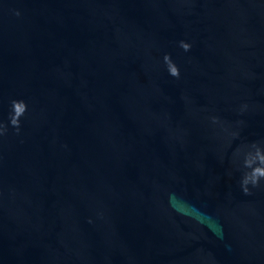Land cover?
<instances>
[{
  "label": "water",
  "instance_id": "water-1",
  "mask_svg": "<svg viewBox=\"0 0 264 264\" xmlns=\"http://www.w3.org/2000/svg\"><path fill=\"white\" fill-rule=\"evenodd\" d=\"M12 99L0 264H264L233 163L264 141V0H0L5 123Z\"/></svg>",
  "mask_w": 264,
  "mask_h": 264
},
{
  "label": "clouds",
  "instance_id": "clouds-1",
  "mask_svg": "<svg viewBox=\"0 0 264 264\" xmlns=\"http://www.w3.org/2000/svg\"><path fill=\"white\" fill-rule=\"evenodd\" d=\"M16 15L19 16V11L16 12ZM178 46L184 51L189 52L192 48V44L186 40H180ZM163 63L166 67L168 74L176 79L180 78V68L174 62L171 57V54L165 53L163 56ZM247 104L240 106L239 112L243 114L248 109ZM28 109L26 101L23 99H12L10 101V111L8 115V121L5 123L0 120V137H3L7 134L9 126H11L17 135L21 131V118L25 116ZM209 121L211 125L221 126V129L224 132L228 133V143L227 147H231V144L234 140L240 138V131H230L229 128L221 121L218 116H210ZM238 125H243L245 122L243 120L236 122ZM242 156L243 162L242 166H238L237 170L242 172L239 185L242 193L246 196L252 195V189L260 187L261 181L264 180V141L262 140H253L244 144L237 146L233 151V163H236V160ZM221 163H223V157H221ZM231 175V172L228 173ZM89 223H92V220L89 219Z\"/></svg>",
  "mask_w": 264,
  "mask_h": 264
}]
</instances>
